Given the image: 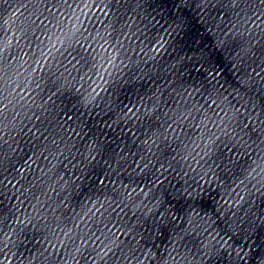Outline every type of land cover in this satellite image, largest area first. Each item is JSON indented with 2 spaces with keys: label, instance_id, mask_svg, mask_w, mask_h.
Instances as JSON below:
<instances>
[{
  "label": "clouds",
  "instance_id": "9594fccd",
  "mask_svg": "<svg viewBox=\"0 0 264 264\" xmlns=\"http://www.w3.org/2000/svg\"><path fill=\"white\" fill-rule=\"evenodd\" d=\"M89 12H91L92 16H96L97 13H100L105 19L109 16V11L107 10L106 5L103 8L99 5L87 7L86 11H84V19L79 20L77 25H73L76 30H79L80 27H84L85 31H87L85 20L90 21L88 15ZM97 28L96 35L93 37L94 41L97 43V47L93 49V51H98L100 56L97 61L98 66L93 65L96 69L95 72L90 68H85L83 73L80 74V69L78 67L80 61L78 60L76 63L69 61L71 67L64 68V73L67 74L66 79L67 77L72 78L71 83L75 92L79 93L81 97H84L86 101L89 97H91L92 101L96 100L101 92H110L111 89L105 87L108 84V79L106 77H111L112 72L116 68H119L120 65L129 67V65L125 63L124 58L115 55L117 51L120 53L123 51L125 57L130 60V52L134 50V40H139L142 45L145 44V42L147 45H153L155 41L149 43L141 35H137L135 31L131 30V32L125 31L122 35L118 36L113 43L109 40V37L112 36V32L110 31L109 26L105 25L104 20H99ZM100 28H102V31L99 30ZM209 42H211V37ZM62 46L63 41L59 40V38L58 42H53L51 48L48 49V54L44 57L43 64L39 61L37 62V68L43 71L44 67L49 63L50 57L54 55L52 49L59 52L60 47ZM88 48H92V45L89 44ZM233 50L234 49L230 48L228 45H225V51L231 52ZM216 55L218 57L220 56V54ZM117 60H119V63H117ZM221 62H223V60H221ZM225 67H228V65L225 64ZM36 70L37 69L34 68L33 72ZM64 73H62V75ZM193 75H195V73H193ZM127 90L128 89H125V91ZM237 111H239V109H237ZM217 115H220V121H213L212 128H209V131H212L213 128H220L223 126L224 121L228 119L226 118L228 117V113L221 115L218 112ZM204 125L207 126V123ZM213 135L215 136V139H213V136L204 138L205 134L203 132L200 133V139L204 142V148L201 150L204 152V155H201L200 152L196 153V156L199 157L200 160H204L205 156H209L212 151L211 145L215 144V142L220 139L219 135H216L215 133H213ZM197 147H199V145H197ZM77 151H79V147L77 148ZM94 158L95 157H93V159ZM84 159L87 160L88 157L85 156ZM253 171H255V169H253ZM215 177L218 176L209 170L205 171L200 179L203 180L204 184L207 185V188L210 189L208 194L211 195L212 192H215L218 197L220 191L215 189L213 185V179ZM218 178L223 180L220 177ZM100 183H103V181H100ZM204 184H200V196L204 195ZM102 194L103 193L99 192L97 189L94 181L92 184L85 183L80 187L78 192H73L67 199V203L64 207L59 209L60 214L65 218L63 221H60L59 217H57L54 212L49 215L38 211L31 219L26 217L22 220L17 217L15 224L18 227L24 225L30 230L35 229L37 224L53 225V231H55L56 234L57 229L63 232L64 237L70 241L75 252L79 253L81 259L77 260L76 264H185V262L188 261V253L183 249H181L180 252H176L177 246L175 245H173L171 251L165 250V246L169 244L171 234V232H169L168 235H165V228L167 225L160 229L161 235L153 240L152 243H148L144 240L143 233L147 231L145 224L152 227H155V224L145 222L140 227H137L135 232L132 233L130 223L133 222L134 218L133 216H128V213L125 211L127 205L125 204L121 206L122 202H113L108 205V208H105L102 204L100 208H96L95 211H93L92 208H89L87 212L83 213V215L80 214L78 210L85 205L87 200ZM189 195H191V193H189ZM174 203L175 202L171 201V192L166 190L165 207L167 205H173ZM93 207H95V205H93ZM101 208L104 210L101 211ZM109 208L111 211H109ZM42 220L43 223H41ZM33 221L36 223L34 224ZM61 223L65 225L71 223L74 224V227L68 228L67 231H64L63 228H60ZM6 224L8 227L11 226V218L6 221ZM81 225L83 226L81 227ZM182 229L183 225H180L175 231H180ZM5 235L8 236L9 240L12 239L7 231L5 232ZM137 235L142 236V240L136 239ZM121 237H123V239H121ZM61 243H63V241H61ZM153 245H155V250ZM7 247L8 244L6 243L5 248ZM53 247L55 246L53 245ZM5 257L6 259L8 258L7 254ZM27 258L26 255L21 254L18 257L20 264H24V261ZM9 264H11L10 259Z\"/></svg>",
  "mask_w": 264,
  "mask_h": 264
}]
</instances>
